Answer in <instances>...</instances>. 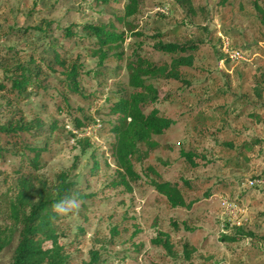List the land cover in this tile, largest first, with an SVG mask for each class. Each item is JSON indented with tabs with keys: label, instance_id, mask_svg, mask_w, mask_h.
<instances>
[{
	"label": "rangeland",
	"instance_id": "1",
	"mask_svg": "<svg viewBox=\"0 0 264 264\" xmlns=\"http://www.w3.org/2000/svg\"><path fill=\"white\" fill-rule=\"evenodd\" d=\"M96 0H0V47L15 48L9 34L36 25L41 18L54 20L60 27L72 25L74 31L85 23L108 21L122 16L127 0L99 5ZM142 0L138 13L118 26L126 33L121 48L110 53L101 69L100 81L86 77V94L97 102L90 108L78 98H71L72 116L56 113L52 106L41 112L44 99L31 97L33 110L28 120L40 117L45 123L58 121L63 137L39 138L35 146L48 141L49 152L41 161L37 175L47 189H53L59 173L77 177L90 197L78 202L70 214L63 215L58 230L60 243L70 255V264H88L89 252L98 251L99 264H264V93L255 95L264 77V23L256 5L264 0ZM192 9V12L188 10ZM53 10V14L47 13ZM128 29H130L128 31ZM139 33L142 37H134ZM160 37L151 40L156 35ZM199 43L192 68H182L188 88L169 81L154 82L159 109L174 125L162 136L154 137L157 148L147 157L134 161L135 182L119 184L116 168L109 154L112 136L103 123L112 122L107 114L109 103L127 90L126 61L133 51L153 62L167 60L153 49L154 43ZM246 54L247 61L232 63L225 56L223 44ZM72 60L84 65V71L97 70V59L88 41H61ZM28 54L25 53L23 57ZM100 71V70H99ZM170 95L168 101L163 98ZM91 123L76 129L73 117L81 112ZM35 112L38 115H35ZM84 149V151H82ZM146 151L144 147L140 148ZM180 150L195 155L191 168ZM98 170L88 176L91 157ZM18 159L0 160V221L8 225L5 206L16 189ZM162 181L177 183L190 210H171L150 184L151 172ZM87 177V178H86ZM85 182V183H84ZM187 182V187L183 186ZM227 199L241 211L245 232L261 237L228 244L223 236L234 233L229 227L221 201ZM175 222L178 229L170 223ZM183 223L189 229L183 228ZM158 232L166 233L173 245V256L155 248L151 240ZM17 238L0 253V264L11 262ZM186 247L194 250L187 261Z\"/></svg>",
	"mask_w": 264,
	"mask_h": 264
},
{
	"label": "trees",
	"instance_id": "2",
	"mask_svg": "<svg viewBox=\"0 0 264 264\" xmlns=\"http://www.w3.org/2000/svg\"><path fill=\"white\" fill-rule=\"evenodd\" d=\"M118 0H96L99 5L109 6ZM228 0H220L226 4ZM142 0H127L122 16H109L106 22L85 23L74 31L72 25L62 28L54 20L41 18L36 25L18 29L9 34L11 40L20 43L21 49L0 47V160L18 159L16 169V189L5 206L8 225L0 221V253L8 248L17 238L13 256L9 264H70V255L60 243L63 236L58 230V222L62 216L52 211V204L66 197H75L77 202L86 201L90 195L84 190L77 177L69 173H59L53 189H47L39 179L41 161L49 152L48 141L42 148L36 147L39 138L45 140L55 138L59 142L63 137L58 121L45 124L40 117L28 120L33 110L31 97L44 99L40 106L41 112H46L50 105L56 113H66L72 116L71 98H78L87 103L90 108L98 101L94 95H88L82 89L86 77L100 81L104 76L101 69L111 57L120 58L121 53H110L119 50L124 43L126 33L118 26L127 24L126 19L138 13ZM187 6L186 0H182ZM192 12V9L188 7ZM256 10L264 23V8L256 5ZM53 14V10L47 13ZM130 29H128L129 31ZM134 37H142L133 33ZM160 37L156 35L151 40ZM88 41L93 47V56L97 59V70L93 73L84 71V65L72 60L62 49L61 41ZM200 45L196 42L181 44L163 43L157 40L153 49L167 60L153 62L133 51L126 61L127 90L117 94L115 100L107 107V114L114 116L112 122L103 123L104 130L112 136L109 154L120 179L119 184L128 187V182L138 180L134 172V161L147 157V152L157 148L154 137L162 136L175 123L166 117L159 109L161 100L154 82L163 80L180 85V88L190 87V83L182 76V68H192L194 55ZM27 53L26 57L23 55ZM111 54V57H110ZM100 70V71H99ZM261 85L264 86V77ZM255 95L261 97L264 87H256ZM170 95L163 98L168 101ZM73 117L74 128L80 129L91 123L89 117L83 114ZM35 115L38 113L35 112ZM141 147L146 151L142 152ZM83 148L82 151L85 152ZM180 157L191 167L196 168L195 155L180 150ZM91 167L87 175L91 176L98 170L96 157H91ZM153 177L150 184L156 193L164 199L171 210H190L194 202H186L185 196L177 183L162 181L158 174L151 170ZM87 178V177H86ZM85 183V182H84ZM187 182L183 186L187 187ZM176 229L175 222L170 223ZM183 223L184 229H189ZM250 239L251 242H262L251 232H245L242 227L234 228V233L223 236L222 242L234 244ZM152 246L160 248L166 254L173 256V245L166 233L158 232L151 240ZM194 250L185 246L184 257L190 260ZM88 264H99L98 251L89 252Z\"/></svg>",
	"mask_w": 264,
	"mask_h": 264
},
{
	"label": "built area",
	"instance_id": "3",
	"mask_svg": "<svg viewBox=\"0 0 264 264\" xmlns=\"http://www.w3.org/2000/svg\"><path fill=\"white\" fill-rule=\"evenodd\" d=\"M223 50L225 56L232 63L247 61L246 54L239 50L231 49L227 41L223 44ZM221 207L227 218L229 227L238 228L243 225L240 221L241 211L235 204L229 202L227 199H223L221 201Z\"/></svg>",
	"mask_w": 264,
	"mask_h": 264
},
{
	"label": "clouds",
	"instance_id": "4",
	"mask_svg": "<svg viewBox=\"0 0 264 264\" xmlns=\"http://www.w3.org/2000/svg\"><path fill=\"white\" fill-rule=\"evenodd\" d=\"M78 207L75 197H66L52 204V211L58 216L68 215Z\"/></svg>",
	"mask_w": 264,
	"mask_h": 264
}]
</instances>
